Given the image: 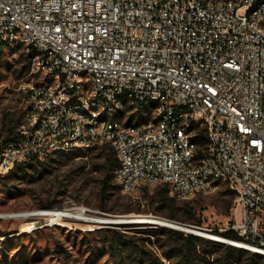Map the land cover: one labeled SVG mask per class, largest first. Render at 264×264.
Returning <instances> with one entry per match:
<instances>
[{"label": "built area", "instance_id": "obj_1", "mask_svg": "<svg viewBox=\"0 0 264 264\" xmlns=\"http://www.w3.org/2000/svg\"><path fill=\"white\" fill-rule=\"evenodd\" d=\"M17 47L42 82L0 175L109 145L125 194L226 186V245L264 257V0H0V50Z\"/></svg>", "mask_w": 264, "mask_h": 264}, {"label": "rangeland", "instance_id": "obj_2", "mask_svg": "<svg viewBox=\"0 0 264 264\" xmlns=\"http://www.w3.org/2000/svg\"><path fill=\"white\" fill-rule=\"evenodd\" d=\"M31 59V53L23 47L0 50L2 150L27 113L28 99L24 88L42 82L31 76ZM103 150V146H99L88 152L58 153L41 162H50L48 167L35 165L30 169L27 179L14 174L0 175V215L70 211L76 218L106 219L107 222H167L158 215L161 210L159 196L164 186L141 187L134 194H125L116 185L113 175L111 190L101 199L100 189L105 176ZM227 190L221 185L213 193L176 201L173 212L179 219L200 228L202 231L199 232L212 236L210 231L224 230L235 219L234 198ZM43 215L0 218V264H137L142 253L162 264L177 262L176 257L167 260L163 256V252L173 256L175 253L170 248L177 244L174 236L162 231L167 228L163 225L147 222L93 224ZM112 232L124 234L132 245L131 250L119 258L112 256L107 247ZM212 254V258L222 256L218 249ZM212 258L210 262H213Z\"/></svg>", "mask_w": 264, "mask_h": 264}, {"label": "trees", "instance_id": "obj_3", "mask_svg": "<svg viewBox=\"0 0 264 264\" xmlns=\"http://www.w3.org/2000/svg\"><path fill=\"white\" fill-rule=\"evenodd\" d=\"M201 140L203 141V138ZM103 148L104 150L102 151V155H105V176L102 180V186L100 189L101 199H104L108 192L111 190L112 186L110 185V183L113 175L115 178V172L118 168V159L115 149L109 145H103ZM1 150L2 149H0V153ZM35 165L46 168L50 165V162L45 164H42L39 161L29 162L27 164L18 166L10 174L17 175L18 177L21 176L24 177V179H27V177H29L28 175H30L28 174V171ZM227 191L233 196V193L231 191ZM168 195L169 189L167 187H164L159 196L158 204L161 206V210L158 215L166 218L168 221L176 222L182 225L190 224L191 226L192 223H189L186 220L179 219L173 212L174 208L177 205L176 201L179 200L174 197L169 198ZM166 210H169V212H166ZM162 231H164V233L168 235L174 236L177 240V244L170 248L172 249V252L175 253L173 254V256L169 255L167 252H163V256L167 260H172L173 257L177 258V262L173 264H243L244 261L245 264H264V257L231 245H226L193 234H186L184 232L173 229L163 228ZM112 233V237H110L107 242V247L112 256L119 258L125 252L131 250L132 245L127 241V237L124 234L114 232ZM210 233H212V235L214 236L225 238L227 240L240 241V238L232 232H222L221 230L217 229L210 231ZM215 249H218L222 252L221 257L212 258V251ZM143 255L149 254L142 253L141 256L137 259V264H142L143 262L144 264H162V262H160L159 260H153L150 255L146 256L147 258H143ZM210 258L213 259V262H210Z\"/></svg>", "mask_w": 264, "mask_h": 264}, {"label": "bare ground", "instance_id": "obj_4", "mask_svg": "<svg viewBox=\"0 0 264 264\" xmlns=\"http://www.w3.org/2000/svg\"><path fill=\"white\" fill-rule=\"evenodd\" d=\"M49 213H52V214H49ZM52 215L54 218H56L57 220H60V219H71V220H79V221H86V222H89V223H93V224H97V223H102V222H106L105 220H99V219H93V218H86V219H82V218H76V217H73L71 214L72 212L70 211H54L53 212H40V213H23V214H12V215H0V218H17V219H22V218H29V217H32V216H41V215ZM43 215V216H45ZM167 221V220H166ZM117 223V224H121V225H124V224H132V223H135V222H142V221H114V223ZM144 223H158V224H161V225H168V226H173V227H180V228H186L184 226H180V225H177L175 223H172V222H162V221H143ZM142 222V223H143ZM190 230H192V232L196 233V234H200V235H204V233L202 232H199L198 230L196 229H191V228H188ZM201 231V230H200ZM206 236V235H204ZM207 237H211L210 235L207 236ZM213 237V236H212ZM214 239H217V240H220L221 242L224 241L225 238H222V239H219V238H215L213 237Z\"/></svg>", "mask_w": 264, "mask_h": 264}, {"label": "water", "instance_id": "obj_5", "mask_svg": "<svg viewBox=\"0 0 264 264\" xmlns=\"http://www.w3.org/2000/svg\"><path fill=\"white\" fill-rule=\"evenodd\" d=\"M169 222H171V221H169ZM102 223L103 224L121 225V224H117V223H114V222H107V221L106 222H102ZM172 223H175V224L180 225V226H184L186 228H180L178 226L177 227H173V226H168V225H163V226H165L167 228H170V229H173V230L181 231V232H184V233L193 234V235H197V236H200V237H205L204 235L196 234V233L192 232V230L188 229V228H191V229L201 230L200 228L193 227V226H190V225H182V224H179V223H176V222H172ZM148 224H158V223H148ZM212 236L215 237V238L222 239L221 237H217V236H214V235H212ZM225 240L228 241L227 239H224V241H222V242L220 240H217V241H219L220 243H223V244H228Z\"/></svg>", "mask_w": 264, "mask_h": 264}]
</instances>
